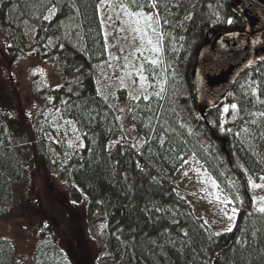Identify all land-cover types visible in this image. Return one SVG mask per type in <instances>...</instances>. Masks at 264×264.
I'll return each instance as SVG.
<instances>
[{
    "label": "trees",
    "instance_id": "1",
    "mask_svg": "<svg viewBox=\"0 0 264 264\" xmlns=\"http://www.w3.org/2000/svg\"><path fill=\"white\" fill-rule=\"evenodd\" d=\"M103 1L0 0L8 56L33 48L59 79L30 120L0 71V221L29 222L38 237L33 264H76L38 200L34 169L42 165L82 208L93 264H264V213L249 184L264 176V57L211 107L197 100L192 77L208 35L241 32L243 16L232 0H116L152 17L137 25L151 58L123 82L108 67ZM124 116L136 138L110 147ZM190 160L225 196L230 230L213 232L176 187ZM14 263V246L0 238V264Z\"/></svg>",
    "mask_w": 264,
    "mask_h": 264
},
{
    "label": "rangeland",
    "instance_id": "2",
    "mask_svg": "<svg viewBox=\"0 0 264 264\" xmlns=\"http://www.w3.org/2000/svg\"><path fill=\"white\" fill-rule=\"evenodd\" d=\"M263 2L264 0H255ZM234 8L244 18L245 28L239 33L219 34L211 33L212 40L206 46L219 44L222 49H236L244 45L238 35L245 30L254 32L252 46L264 57V19L257 13L250 11L242 0H232ZM136 18L130 17L116 0H104L101 7V20L104 27L107 45L109 47L108 67L111 79L120 78L123 82L133 80L141 63L151 58V52L145 44L134 23ZM257 32V33H256ZM24 37L27 47H31L33 33L30 26H26ZM0 71H4L9 81L12 99L18 103L20 112L30 120L34 119L43 101L49 98L46 89H52L59 84L55 68L39 59L35 49H31L28 56L14 60L8 56L7 38L0 29ZM138 81L140 78L137 79ZM121 137L111 141L110 147L117 142L122 143L136 138L126 116L121 121ZM75 136L78 132L73 129ZM34 186L37 197L45 214L53 218L73 248L76 264H93V255L97 248L90 239L84 221L79 217L82 209L75 211L70 204L65 188L57 180L50 177L44 166L34 169ZM179 192L192 204L198 217L207 221L215 233L229 230L234 222V212L227 207V200L223 193L210 186L206 180V172L195 160L188 161L176 174L174 180ZM252 184L264 185V180ZM255 207L264 205V187L253 188ZM81 219V220H80ZM0 238L9 240L15 248L14 264H33L36 255L38 237L33 232L29 222L25 219H11L0 221ZM80 244V245H78ZM71 248V249H72Z\"/></svg>",
    "mask_w": 264,
    "mask_h": 264
},
{
    "label": "water",
    "instance_id": "3",
    "mask_svg": "<svg viewBox=\"0 0 264 264\" xmlns=\"http://www.w3.org/2000/svg\"><path fill=\"white\" fill-rule=\"evenodd\" d=\"M252 12L258 13L264 19V3L255 0H242ZM254 32L245 30L238 35L244 45L236 49H222L219 44L206 46L201 50L192 77L197 100L204 107L216 105L228 92L232 84L248 68L259 52L252 46ZM212 40L209 35L207 42Z\"/></svg>",
    "mask_w": 264,
    "mask_h": 264
},
{
    "label": "snow or ice",
    "instance_id": "4",
    "mask_svg": "<svg viewBox=\"0 0 264 264\" xmlns=\"http://www.w3.org/2000/svg\"><path fill=\"white\" fill-rule=\"evenodd\" d=\"M152 6L155 7V4H153ZM137 7H139V5H137ZM128 15H129L130 17H138V19H135V20H134V23H135L136 25H140L142 21H145V20H151V19H152V17L145 16L144 13H142V12L128 13ZM228 22L231 23L232 21L229 20ZM133 30H134V31H141V29H140L139 27H137V28H135V29H133ZM148 42L151 43L150 40H149ZM153 50L155 51L156 49H153ZM150 63L155 64L156 61L153 60V61H150ZM141 78L143 79V77H141ZM232 108L235 109V108H236V105L233 104V105H232ZM225 111H228V109H225ZM261 180H264V176L261 177ZM249 184H250V186L253 187V188L264 187V185L252 184L251 181H249ZM261 199H262V201H264V198H261ZM258 211H260L261 213H264V205H262L261 207H259V208H258ZM229 230H230V229H229Z\"/></svg>",
    "mask_w": 264,
    "mask_h": 264
}]
</instances>
